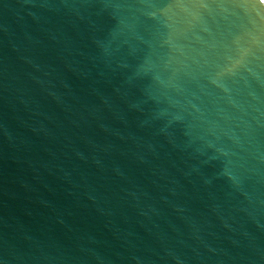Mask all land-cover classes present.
<instances>
[{
	"label": "water",
	"instance_id": "95a60500",
	"mask_svg": "<svg viewBox=\"0 0 264 264\" xmlns=\"http://www.w3.org/2000/svg\"><path fill=\"white\" fill-rule=\"evenodd\" d=\"M0 264H264V0H0Z\"/></svg>",
	"mask_w": 264,
	"mask_h": 264
}]
</instances>
